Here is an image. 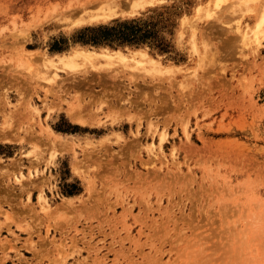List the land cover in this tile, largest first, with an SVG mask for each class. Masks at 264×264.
Instances as JSON below:
<instances>
[{"label": "rangeland", "instance_id": "obj_1", "mask_svg": "<svg viewBox=\"0 0 264 264\" xmlns=\"http://www.w3.org/2000/svg\"><path fill=\"white\" fill-rule=\"evenodd\" d=\"M99 1H101V3ZM105 1L107 2L108 0H0V124L6 115L9 117V113L11 112V119L9 120L11 122V127L9 129V131H11V137L0 138V157L2 158L0 159V167L4 169L9 168L10 172V175L4 174L2 176L0 172V264H57L59 258L62 257L65 258V261L61 264H145L147 261L146 254L150 253L149 246L144 243L145 241L148 242L146 237L151 236L150 239H155L153 235H155V232L157 231V238H160L162 241H172L173 244L176 245L175 243L180 239L178 237L181 236L180 229L183 224H178L176 227V225L171 223L170 227L162 228L152 225V220L161 215L160 209L163 207L166 209L172 205L173 210H168L171 211L169 213H171L172 216H179L182 215L180 213L189 214L190 212L192 215L194 211L192 208L194 206L197 208L196 204H192V206L190 204L191 202L186 199L185 192L180 193L179 189L181 187H176L173 194H170V198L172 199L170 205L167 202L168 195L163 194L161 196L162 200L160 201L156 189H147L149 185H144L143 187L140 182L138 183V181L134 180L117 184L113 182V180L117 179L115 171H111L112 174L111 172L108 173L109 170L106 171L107 169L98 168L99 166L93 162V166L91 168L88 166L89 168H87L86 165H89L90 162L86 164L85 162L91 157L90 155H87V151L92 153V148L95 150L92 153L93 157L103 159L104 162L107 160V157L110 160L113 159V163L111 164L102 163V165L107 167L110 165V168L108 169H114L113 166L118 165L119 162H121V159L116 156L118 152L116 150H119L118 146H112L114 150L110 149L106 152L103 151L102 153L100 152L96 154L98 152V150L96 152V149L99 145L97 144V141L105 136L103 134L104 131L99 133L96 132L95 134L90 133L91 135L87 136L86 133L84 134L79 133V131L67 130V119L64 115L69 109V105L75 101L76 93H78V95H85V102H88L91 99L96 101L100 95L99 91L104 88L122 92L123 98L119 100L115 99V107L108 108L107 106H101L103 109L100 111V117H102L103 120L111 122L110 117H107L106 115H116L121 109L129 108L131 102L135 107L134 110L131 111V114L141 116V113L149 108L148 101L146 102L143 97L144 92H146L150 99H155L161 105L157 108L154 106L158 111L151 115V117L146 116L143 118L141 128L143 133L146 132L150 120L159 124L158 128L160 130L164 127L163 123L170 121L171 123L168 127V134L171 138L169 139V142L172 143L174 141L177 146L180 145L179 140L181 137H184V126L187 127V131L194 137L198 135L197 132H201L206 139L209 138V140L220 144L223 142L235 143L236 146L232 150H228L230 149L229 146L222 145L229 153L234 150L233 152L236 154V157H239L238 154L242 152L241 155L245 156L248 162L244 164L239 159L234 160L231 158H225L224 160L228 165L222 169V172L228 171L236 180L243 179L250 175V180L257 179L263 181L262 188L264 189V37L261 39L262 44L254 52L248 46L243 45V47V43L240 45V37L238 38L239 34L235 29L237 26L236 24L238 23L237 21L239 20L236 16L239 17V14L237 13V15L236 13H233L231 9L225 11V3L223 5L224 7L222 6L223 8L220 7L222 8V13L220 12L221 14H218L217 12L216 14V16L218 15V20L216 16L215 18L212 17L213 19L211 17L209 19L204 16L200 17V14L197 15L196 8L201 5L203 7L208 6V0H152L151 3H146L147 0H109L110 2H113L112 5L115 4L114 10L116 11V15L100 22L77 25L74 23L79 19H87L88 13L97 12L100 7L106 6L104 3ZM211 1L212 0L209 1V8L212 6ZM230 2L232 1L230 0L226 2V7L229 6ZM83 9L85 10L83 11ZM78 12L80 16L78 15ZM255 13L256 12L243 17V20L239 21L240 25L244 27L245 24L250 23L251 21V23H253ZM222 14L224 16H222ZM198 17L200 18L197 20L196 18ZM219 17L221 19L220 22H218ZM185 19L188 22H185ZM190 21L193 22L189 23ZM123 23H127L129 29H134L133 31L138 33V35L139 33L148 34L144 44L126 43L123 45V49H128V47L125 46L136 48L144 46L146 43V47L152 55L158 57L163 63H170L179 66L181 69H175L168 80H165V77H161L163 78V81L144 84L138 79L137 84L135 85L130 84L129 71H125V74L121 79L124 80L123 86L127 87L126 90H124L123 86H121V89L119 90L120 87H117V85L118 83H121L120 81L113 86L114 83L111 80H107L106 83L104 81L100 83V80L97 77H89L91 82H97L94 86L90 85L89 87V83H87L85 84V87L77 89L71 84H68L70 83L68 80L70 77L69 74L65 71H59L58 74L61 79L58 80L65 79L64 83L62 81L63 86L59 89L58 87L61 83L59 85H54V88H52L53 91L51 90V97L44 102L46 99L44 87L46 89V87H50V85L37 79L39 75L41 76L42 74L43 76L44 73L42 66L44 62L41 64L40 60L44 61L46 56L62 54L75 47L100 50L95 48L100 46L94 45L88 41L94 35L92 32H89V30L99 27H118ZM194 23H196L195 28H193L195 25ZM230 24H233L232 27ZM227 28H234V31L232 29L229 31ZM193 29H198L196 30L195 38L199 55L196 54L197 52L193 53L195 51L191 48ZM179 33L182 34V39H180ZM206 40L208 41L209 46L211 44V50L209 49V52L215 50L218 55L217 57L215 54V57L217 58L214 56L211 57L210 59L216 60H210L209 64V60L205 62L204 59H200L203 57L207 59V57L209 58L211 56L208 55L205 57L208 52H206V50L204 51L203 43ZM21 44H23V48L21 47ZM101 47H108L114 50L118 49L117 47L108 44ZM242 48L244 50L243 54ZM203 52L205 55H203ZM212 53L210 52V54ZM257 53L259 54L257 55ZM36 54L39 57L36 58ZM23 57L27 59L30 58L29 61L26 59V61L30 63L27 64V62H24V64L23 62H19L24 60ZM31 58L34 59L33 61L35 62H33ZM201 60L206 64H204L203 61L201 64ZM29 66L31 67L30 69L28 68ZM116 69L122 70L121 67H117ZM191 71H195V76H199L196 77L197 80L195 77V79H193L192 76L194 73L192 75ZM135 75L139 78L141 74L137 73ZM190 75L192 76L190 77ZM33 77V81H35V85L33 86L37 87L34 94L32 86L29 84L30 79ZM79 79L83 81L84 78L80 76ZM185 80H187L186 84H184ZM188 82L191 86L188 85ZM181 84L188 86L183 88L185 89L183 90ZM19 88L21 89L19 90ZM186 88L189 90L186 91ZM130 91H132L131 95H129ZM189 91L192 93L191 97L187 95L189 94ZM53 93H55L56 96H53ZM182 93L186 95L185 99L184 97L182 98V96H184ZM127 96H131L130 101L126 100ZM30 97L31 104L39 108V115L34 112L32 107L27 105ZM94 101L91 102L93 111L100 107L99 102H96L97 104H95ZM164 103L165 105H163ZM48 113L53 115V119L57 121L60 120L58 125L61 127H54V129H57V133L65 137L69 147H71L70 145L73 141L72 138L77 142V152L74 153L66 148L59 150L56 153L57 161L54 165V159L50 158V154L48 153V150H46L48 144L40 145L42 146V150L44 147V153L46 154H40V151H35L36 155L34 156L31 152L34 150V140H26L23 138L17 140L18 137L33 133L34 135H37L35 137L43 138V140L48 142V132L43 130L46 129L44 119L47 118ZM13 114L15 116H13ZM31 126L32 128L30 129L29 127ZM225 126H227V128ZM176 127L177 133H174ZM256 127L258 128V131ZM228 129H236L240 133L231 135L229 134ZM215 132H219L220 135H214ZM40 134L42 135L40 136ZM76 134L79 136L75 137ZM124 135L127 137L129 146L133 143L132 140L134 137L127 131ZM13 136L14 138H12ZM88 138H94L95 141L91 144L92 141ZM12 139L14 140L12 141ZM201 145V143L196 144L199 148ZM164 149L165 153L169 154L171 146H168L167 144ZM181 153L182 151H180V154ZM180 154H178V158L182 159L183 154ZM139 156H144L146 158V153L143 152ZM127 158L130 159L129 156H127ZM32 159L34 161L36 160V164L30 162ZM18 160H21V164H19ZM43 161L44 163L42 164ZM15 162L19 164L16 165L18 167L13 164ZM232 162L241 164L239 167H234L231 164ZM72 163H78V168L73 166ZM245 165L246 167H244ZM11 166H13L14 169L11 168ZM15 167L17 169H15ZM86 168L89 169L88 172L87 170L84 171ZM101 169L104 171H101ZM36 170H38V173L35 172ZM128 170L130 173L132 172V168H127L123 170L122 173L129 174ZM238 170H243L244 176L238 175ZM83 171L84 173H87L84 175ZM4 172L5 171H3V173ZM20 172H23L25 177H21L19 175ZM27 174H29V176ZM194 174L198 182L196 181L192 186L190 185L191 187L188 188L189 190L193 188L192 191H195L198 183L208 185L209 177H207V175L209 173H204L203 170L198 169ZM212 175L213 174L211 173L210 176ZM28 177L30 178L29 180ZM94 177L95 180L93 179ZM89 179L94 181L95 188L88 192L86 187L88 186ZM99 179L103 181H100ZM18 180H22V183L19 184ZM119 180L121 179L119 178ZM15 181L18 182L15 183ZM25 181H27V183ZM39 182L42 183L40 185L41 190L44 192L43 194H45L52 205V209H54V212H51L48 216L42 214L38 205V195L41 191L39 188ZM105 183H107V185H105ZM111 185H113V191L111 190ZM133 186L134 188L136 186L138 189L140 188L141 192L138 191L139 193L136 194L137 191L133 189ZM125 187H128V190H126ZM25 188L27 191H23ZM214 190L216 192H214ZM9 191L10 193H8ZM18 192L21 193V195ZM90 192H94V194ZM207 192L213 194V196H210L211 199L222 195L219 194V192L217 193L215 187H209ZM107 193L108 195L111 194V196L108 197ZM90 195L96 196V198L99 195V200L95 197L93 200L88 199ZM207 195L208 193L205 194V199ZM258 195L260 197H256L262 198L263 202L264 192H262V194L258 193ZM28 196H30L29 200L27 198ZM136 196L138 199H140L141 196V201L144 198H149L148 204L145 203L144 206L136 205L133 210L128 212L129 217L126 220L131 225L124 229L120 220L119 222L114 220L117 216L112 217L113 212H115L116 215L122 213L124 207H130L132 205ZM243 197L246 198L245 195ZM90 198L92 199V197ZM202 199H200L199 203L202 202ZM121 200L124 201L122 202ZM65 201H70V203L68 204ZM93 201L95 202L93 203ZM204 201L203 203L206 202ZM111 202L113 205L117 206L113 208L112 205L109 209L108 206H111ZM86 203H88L89 207L93 204L95 206L97 205V210L94 208V205L93 211L92 209L90 210L91 212L89 210H84L82 206ZM183 203L186 204V206L184 208L177 207V210L176 205L180 204L181 206ZM262 205V208H264V204ZM65 207H67V209ZM57 208L60 210L59 212L64 211L67 213L70 208V211L74 216L69 212L61 218L58 217L56 219V215L63 214L56 212ZM63 208H65V210ZM102 208L103 210H101ZM145 208L146 210L148 208L146 212L144 210ZM217 208L218 207L215 205L213 211H216ZM111 209H113V211ZM139 210H141L140 215H138ZM7 211L9 213H7ZM80 211L81 213L86 211V213L81 215ZM4 212L7 214L6 218H4ZM144 212L147 213V215L144 214ZM145 215L149 217L144 218L146 217ZM71 216L74 217L75 221H73ZM79 216L81 217L79 218ZM87 216L90 217L86 218ZM164 216H167L166 213H164ZM49 217L52 218L50 219ZM67 217L69 220L66 219ZM99 217L100 219H98ZM135 217L139 218L140 221L136 220ZM99 220H101V222ZM102 221L103 224H101ZM68 222L71 224L69 223L70 225L68 224L67 226ZM181 222L184 221L181 220ZM55 223L58 224V229L54 228L56 226ZM142 223L143 225H141ZM26 224L28 227H24ZM48 224L52 226L49 227ZM111 225H113V227ZM61 226L63 227L61 228ZM145 226L147 227L145 228ZM46 227L48 229L50 228L48 234L46 233ZM140 227L142 230L145 229V232L140 236V240H138V231L140 230ZM150 227L151 229H149ZM174 227L175 229H173ZM183 227H187V224ZM90 230H93V232L91 233ZM116 230L119 232H116ZM185 231V234H191V230L187 229ZM29 233L31 235H29ZM84 234L86 235L84 236ZM46 235L48 237H45ZM28 237H30V242H34L30 243L28 241L29 243H27L26 239ZM111 238L113 239L112 241ZM5 239L8 240L7 243H3L6 242ZM190 240L191 238L181 241L179 245L181 247L183 245H188L190 248ZM2 244H4V247ZM25 244L31 246L32 249L29 250V246H25ZM109 244L112 246L110 245L109 247ZM75 246H79L80 249H77ZM121 246H124V248H121ZM97 248L101 249H98L99 251L96 253ZM177 248L170 247L169 245L166 246V249L170 250L161 255L162 261L165 262L170 257L168 255L170 251H172L173 255L167 260L168 262H171L176 256H180L181 253L177 252ZM116 251L121 256H116ZM128 261H130V263ZM158 263L160 264V262ZM258 263L264 264V260Z\"/></svg>", "mask_w": 264, "mask_h": 264}, {"label": "bare ground", "instance_id": "obj_2", "mask_svg": "<svg viewBox=\"0 0 264 264\" xmlns=\"http://www.w3.org/2000/svg\"><path fill=\"white\" fill-rule=\"evenodd\" d=\"M209 1L210 0H208V6L203 7L201 5V6H198L196 8L197 15L200 14L201 15L200 17L204 16V17L210 19V17L215 18L217 12H218V14L220 12L222 13L221 10L224 6H225V8H224L225 11L231 9L233 13L239 14V17L236 16V18H239V20L237 21L238 23L236 24L237 25L236 28L235 27L234 28L237 30V32L239 34L238 38L240 37L239 38L241 41L240 45L243 43L242 46L245 45V46L250 47V49H252L253 52L260 47V45L262 44L261 39H262V37H264V0H231L232 2H230V4L228 3L229 4L228 7H226L227 6L226 2L230 1V0H212L211 1L212 2L211 8H209L210 7ZM99 2L101 3V1H99ZM151 2H152V0L146 1V3H151ZM104 3L106 6L100 7V9L97 12L88 13L87 19L84 17H83L84 19H79L81 17H79L80 15L78 12V15H79L78 19L79 20L75 21L74 23L77 25V24H84V23L100 22V21H103L105 19L111 18L112 16L116 15V11L114 10L115 4L112 5L113 2H110L109 0L107 2L105 1ZM104 3H103V5H104ZM224 3H225V5H224ZM125 5H126V3H125ZM117 6H118V4H117ZM220 7H222V8H220ZM84 10L85 9H83V11ZM213 10H214V12H213ZM254 12H256V13L254 14L255 19H254L253 23H251L252 22L251 21L250 23H247V24H245L244 27H242L240 25L239 21L243 20V17H245L246 15L251 14V13L253 14ZM217 16H216V18L218 20ZM222 16H224V15L222 14ZM222 16H220V17H222ZM200 17H198L196 19L198 20ZM220 17H219L218 22H220V20H221ZM204 20H205V18H204ZM193 21L196 22L195 20H193ZM193 21H190L189 23H192ZM185 22H188V21H186V19H185ZM194 24L195 25L193 28H195V26H196V23H194ZM222 24H223V22H222ZM233 24H230L231 27ZM190 27H192V26H190ZM234 28L233 29L231 28V29L234 31ZM227 29L229 31L231 30L230 28H227ZM196 30H198V29H193V32H192V39H191L192 47L191 48H193V50L195 51V52L192 51L193 53L197 52L196 54H198L199 50H197V41L195 38L196 32H197ZM179 34H180L179 35L180 39H182L181 38V37H183L182 34L181 33H179ZM180 39H179V41H180ZM116 43H118V42H116ZM142 44H144V43H142ZM22 45L23 44H21V47H22ZM84 45H86V44H84ZM104 45H107V44L101 43L100 45H98L100 47L92 46V47H95V48L100 49V50L87 49L85 47L84 48L75 47V48H71L70 50L67 49L68 52H64L62 54H56L54 56H46L44 61L40 60L41 64H42V62H44L42 65L43 69H44L43 70L44 73H43V76H42V74H41V76L38 74L40 77L38 76L37 79H39L40 81L46 82L48 85H50V87H46V89L44 87L45 98H46L44 100V102H46V100H48V98L51 97V95H52L51 90L53 91L52 88H54L53 87L54 85H59L61 83V85H59V87H58L59 89L62 88V86H63L62 81L64 83L65 79L63 78L62 80H58V79H61L60 75L58 74L59 71H65L67 74H69L70 77L68 78V80L70 81V83H68V82H66V83L71 84L73 87H75L77 89L85 87V84H87V83H89V85H88L89 87H90V85L94 86L95 84H97V82H95V83L91 82V79H89V77H92V78L97 77L100 80V83H102L103 81L106 83L107 80H111L114 83V84L112 83L113 86L118 81H120L121 83H118L119 86L117 85V87H120L119 88V90H120L121 86H123V81H124L121 79V77H123V75L125 74L124 73L125 71L126 72L129 71V74H130L129 75V80H130L129 82H130V84L135 85V84H137L138 79L141 80L144 84H150V83H154V82L163 81L162 80L163 78H161V77H165L164 79L168 80V79H170L169 77L175 71V69H179V70L181 69L179 66H175V65L170 64V63H163L158 57L152 55V53L146 47V43L144 46H140V47H136V48H129V46H125V47H128L127 50L123 49L124 44L122 46H120L119 44H111L113 47L118 48L115 50L110 49L108 47H101ZM210 46H211V44H210ZM210 46H209V43L207 40L203 43L204 51L206 50V52L209 53V54L206 53L205 57H207L208 55H211V56L209 58L207 57V59H205L204 57L200 58V59H204L205 62L207 60H209L208 64L210 63V60H212L210 58L213 56L215 57V54H216L215 50H214L215 53H214V51H210L211 53L213 52L214 54L213 53L210 54V52H209V49L211 50ZM212 50H213V48H212ZM242 51H243L242 52V54H243L244 53L243 48H242ZM258 54L259 53H257V55ZM203 55H205V53ZM255 56H256V54H255ZM37 57H39V56L37 55L36 58ZM217 57H218V55H217ZM217 57H215V58H217ZM215 58H213V59H215ZM26 59L27 58H24L23 61L21 60L19 62H23V63L25 62L26 63L27 62ZM29 59H27V60L29 61ZM33 60L34 59H32V61ZM215 60H212V61H215ZM202 61L203 60L200 61L201 64H202ZM212 61H211V63H212ZM33 62H35V61H33ZM205 62L203 61L204 64H206ZM28 63H30V62H27V64ZM204 64H203V66H204ZM254 65H255V63H254ZM30 66L28 67L29 69L31 68ZM203 66H202V68H203ZM117 67H121L122 70L116 69ZM137 73L141 74L139 76V78L137 77V75H135ZM193 73H194V75H193ZM36 74H37V72H36ZM191 74L193 76L190 75V77L192 76L193 79H195L198 76V75L195 76V71L192 72ZM80 76H82L84 78L83 81H81L79 79ZM166 76H167V78H166ZM33 79H34V77L30 79V82L29 81L28 82L32 86V91L34 94L36 92L37 87L33 86V85H35V81H33ZM193 79H191V80H193ZM196 80H197V78H196ZM186 81L187 80H185L184 84H186ZM15 82H16V80H15ZM183 85L181 84L182 89L185 88L186 86H188L189 82H188V85H186V86L185 85L183 86ZM189 86H191V85H189ZM123 88H124V90L127 89L126 86H123ZM187 88H186V91L189 90ZM20 89L21 88H19V90ZM183 90H185V89H183ZM183 90H182V92H183ZM99 92H100V95L98 96V99L96 101L91 99L88 102H85V100H86L85 95H78V93H76L75 101L71 105H69V109L66 111V113L64 115L67 119V122H66L67 123L66 124L67 130L79 131V133H84V134L86 133L87 136L91 135L90 133L95 134L96 132L99 133V132L104 131L103 134L105 136L100 138L99 141H97V144H99V145L97 146L96 152H97V150H98V152L96 154H98L100 152L102 153L103 151L106 152L107 150H110V149L114 150V148L112 146H118L119 150H116V151H118L116 156L121 159V162H119L118 165L113 166L114 169H112V170L108 169V168H110L109 167L110 165L107 167V166L102 165V163L111 164V163H113V159L110 160L106 156L107 160L104 162L103 159L93 157L92 153L95 150H94V148H92L93 149L92 153H89V151H87L88 152L87 155L91 156L87 159V162H85V164L90 162L89 165L88 164L86 165L87 168H89V167L91 168L93 166L92 165V162H93L99 166V167L97 166L98 168L107 169L106 171L109 170L108 173H110L111 171H115L117 179L116 180L112 179V180L114 183H117V184H122L123 182L129 181V180H134V181H138V183L140 182V184H142L143 187H144V185H149V187H147V189L148 188H151L152 190L156 189L157 195L159 196L160 201L162 200L161 196L163 194L168 195L167 202L169 204L172 203V199L170 198V194H173V191L175 190L176 187H178V188L181 187L179 189L180 193L185 192L184 194L186 196V199L191 202L190 204L191 205L196 204V206H197V208H195V206L193 208L190 206L192 209H194L192 215L190 212L189 214L180 213L182 215L172 216L171 213H169L171 211H168V210H171L173 208L172 205L170 204L171 207H167L166 209H164V207H163L160 209L161 215H159L157 218L152 217V218H154L153 220L151 219L152 225L160 227V228L170 227L171 223H173V225H176V227L178 224H183V225L181 226L182 228L180 229V235L181 236L178 237L180 239L177 240V242L175 243L176 245H174L172 241H162L160 238H157V235H158L157 231L156 232L153 231V232H155V235L151 234L155 237V239H150L151 236L146 237V240H148V242L145 241L144 243H146L149 246V252L150 253L146 254V257H147L146 260L147 261L145 262V264H149V263L159 264L158 262H160V264H257L258 262H261L262 260H264V208H262L263 207L262 204H264V201L262 202V198L256 197V196H259L258 193L262 194V192H264V189L262 188L263 187V181L257 180V179L250 180V178H251L250 175L244 177L243 179H237L236 180L229 174L228 171L222 172V169L228 165V164H226V162L224 160L225 158H231L234 160L239 159L244 164H246L248 162L246 157L241 155L242 152H240V154H238L239 157H236V154H234V152H233L234 150L229 153L223 147V145L229 146L230 149H228V150H232L236 146L235 143L223 142L220 144L218 142L209 140V138L206 139L204 137V134H202L201 132H199V133L197 132L198 135L196 137H194V136H192V134L190 132L187 131V129H186L187 127L184 126L183 127L184 137H181V139L179 140L180 145L177 146L176 142H174V141L172 143L169 142V139L171 138L168 134V129H169L168 127L170 126V123H171L170 121L163 123L164 127L160 130L158 128L159 124H157L156 122H152L150 120L148 123V127H147L146 132L143 133L141 130L143 118H145L146 116L151 117V115L155 114L158 111L156 108L161 105L155 99H150L146 92H144L143 97H144L146 102L148 101L149 108L146 111H143V113H141V116H135L134 114H131V111H133L135 108L131 102L130 103L131 105L129 108L121 109L120 111L117 112L116 115H112V114L106 115L107 117H110L111 122L103 120V118L100 117V111H101V109H103L102 107L103 106H107L108 108L115 107L116 106L115 99H118V100L122 99L123 94H122V92H118L115 90H108L106 88L100 90ZM190 92L191 91H189V94H187L186 92H184V93H186L187 95H189V97H191L192 93H190ZM131 93H132V91H130L129 95H131ZM184 93H182V95H184V96H182V98L184 97V99H185L186 95ZM53 96H56L55 93H53ZM95 96H97V95H95ZM30 100H31V97L28 100L27 105H29V107H32L34 112H36V114L39 115V113H40L39 108L36 106H33L31 104ZM126 100L130 101L131 96H127ZM93 101L95 104H97L96 102H99V105H100V107L97 108L95 111H93L92 105H91V102H93ZM3 103H2V105H3ZM163 105H165V103ZM18 112H19V110H18ZM13 116H15V115L13 114ZM53 118H54L53 115H51V113H48L47 118L44 119L46 129L42 128L43 130H46L48 132L47 133L48 137H49L48 142L43 140V138L35 137L37 135L36 134L34 135L33 133H29L25 136L18 137V139L16 137L15 138L17 140H19V138H23L26 140H31V139L34 140L35 141L33 143V145H34L33 149L34 150L31 151L34 156L36 155L35 151H40V154H46V153H44V147L42 150V146H40V145L48 144V147H46L47 149L46 148L45 149L48 150V153L50 154V158L54 159V161H53V165H54V164H56V161H57L56 160V156H57L56 153L59 150H62L65 148L68 149L69 151L74 152V153L77 152L76 151V146H77L76 143L77 142H75L74 138H72L73 141H72V144L70 145L71 147H69L68 142L66 141L65 137L58 134L57 129H54V127L55 128L61 127L60 125H58L60 120L57 121ZM10 119H11V112L9 113V117H8V115H6L4 120L2 121V123L0 124V126H1L0 127V138H4V137H8V136L11 137V135H10L11 131H9V129L11 127V122L9 121ZM149 119H151V118H149ZM178 120H181V119H178ZM123 121H125V122H123ZM258 126H259V124H258ZM225 127L227 128V126H225ZM29 128L31 129L32 126ZM29 128H28V130L30 131ZM228 130H229V134H231V135H235L237 133H240L236 129H228ZM126 131L134 137L132 140L133 143H131L129 146H128V142H127V137L124 135V133ZM257 131H258V128H257ZM108 133H111V134H108ZM174 133H177V127L174 129ZM41 135L42 134H40V136ZM214 135L217 136V135H220V133L215 132ZM77 136H79V135L76 134L75 137H77ZM12 138H14V136ZM88 139L90 141H92L91 144L95 141L94 138H88ZM13 140L14 139H12V141ZM197 143L202 144L200 148L196 146ZM167 144H168V146H171L169 154H166L165 149H164ZM42 151H43V153H42ZM180 151H182L181 154H183L182 159L178 158V154H180ZM143 152L146 153V158L144 156H139ZM85 155H86V153H85ZM127 156H129L130 159H128ZM41 157H42V155H41ZM43 157H45V156H43ZM0 159H2V158L0 157ZM18 161H19V164H21L20 163L21 160H18ZM17 162H15L13 164H15V166L19 165V164H17ZM30 162L35 163L36 160L34 161L32 159ZM31 163H30V165H31ZM43 163H44V161L42 162V164ZM231 164L234 167H239V165L241 163L239 164L236 162H232ZM34 166H36V165H34ZM73 166L78 168L79 164L74 163ZM16 167H18V166H16ZM16 167H15V169H17ZM244 167H246V165ZM255 167H256V165H255ZM11 168H13V166H11ZM87 168L85 170L84 169H82V170H84V171L87 170V172H88L89 169H87ZM127 168H132V172L130 173V171L128 170L129 174L122 173V171L127 169ZM3 169L4 168L0 167L1 176L4 174L10 175L9 168L8 169L6 168L4 170ZM34 169H35V167H34ZM102 169H101V171H104ZM198 169L203 170L204 173H209L207 175V177H209V183H208V185L203 184V183H198L197 189L195 191H192L193 188H191V190H189L188 188L191 187L197 181L194 173ZM3 171H5V172L3 173ZM84 171H83V173H84ZM28 172H29V170H28ZM35 172L38 173V170H36ZM75 172H76V170H75ZM87 172H85V173H87ZM85 173H84V175H85ZM211 173L213 174L212 176H210ZM237 173H238V175L244 176L243 170L242 171L238 170ZM30 174H31V171H30ZM111 174H112V172H111ZM19 175L21 177H25V174L23 172H20ZM27 175L29 176V174H27ZM3 177H5V176H3ZM119 178L121 180H119ZM22 179H24V178H22ZM29 179L30 178L28 177V180ZM93 179L95 180V177ZM18 181H15V183L16 182H18L19 184L22 183L21 182L22 180H18ZM30 181H28V182H30ZM100 181H103V180H100ZM25 182L27 183V181H25ZM107 183H105V185H107ZM40 184H42V183L39 182V185ZM24 185H25V183H24ZM113 185L110 186L112 191H113V189H112ZM8 186H9V184H8ZM114 187H116V186H114ZM209 187H215L217 190V193L219 192V194H222V195L220 197L218 196L217 198L211 199L210 196H213V194L207 192ZM39 188L41 190V185ZM86 188L88 189V192L94 190V188H95L94 181L89 179V183H88V186ZM11 189H12V186H11ZM125 189L128 190V187H125ZM133 189L135 191H137V193L135 192L136 194H138L139 193L138 191L141 190L140 188L138 189L137 186L135 188L133 186ZM166 190H167V192H166ZM10 191L13 192L12 190H10ZM10 191L8 193H10ZM23 191H27L26 188ZM29 191H30V188H29ZM112 191H111V193H112ZM214 192H216V191L214 190ZM43 193H44L43 190H41L39 192L38 205H39V208H40V211L42 212V214L45 216H48L51 212H54V209H52V205L50 204L49 200L47 199V197ZM90 193H92V192H90ZM206 193H208V195L205 199ZM19 194L21 195V193H19ZM92 194H94V192ZM88 195H89V193H88ZM107 195H108V193H107ZM177 195H179V194H177ZM244 195L246 196V198L243 197ZM98 196L96 198V196L90 195V197H92V199L88 196L87 197H88V199L93 200L94 197L96 199H98ZM110 196H111V194L108 195V197H110ZM27 198L29 200L30 196H28ZM141 199H142L141 196H140V199H138V197L136 196V198L132 202V205L130 204L131 205L130 207H127V206L124 207L123 212L120 213L119 215H116V213L113 212L112 217L117 216L114 218V220L118 221V222L120 220L124 229L131 225L126 220L129 217L128 212L130 210H133V208L136 205H138V206L143 205L144 206L145 203L148 204L149 198H144L142 201H141ZM200 199H202L201 203H199ZM121 201L123 202L124 200H121ZM203 201L205 203H203ZM94 202L95 201H93V203ZM112 202H111V206H108L109 209L113 205ZM178 202H179V200H178ZM66 203L69 204L70 201L66 202ZM88 203H89V201H88ZM88 203H86V204H84V206H82V208L84 210L90 211L92 209V211H93L94 208L95 209L98 208V206L96 205L97 206L96 207L94 204H93L95 206L94 208H93V205L89 207ZM96 204H97V202H96ZM106 205H107V201H106ZM159 205H160V203H159ZM215 205L218 208L216 211H213ZM115 206H117V205H113V208ZM185 206H186V204H184V203L181 206H180V204H177L176 209L178 210V208H184ZM25 208H26V206H25ZM31 208H33V207H31ZM58 208L56 209V212L60 211V210H58ZM65 208L67 209V207H65ZM65 208H63V209L65 210ZM75 208H76V206H75ZM109 209H107V210H109ZM121 209H122V207H121ZM101 210H103V208ZM111 210L113 211V209H111ZM144 210L146 212L148 210V208H147V210H146V208ZM86 211L85 212L82 211V212L86 213ZM2 212H3V210H2ZM69 212L71 213L70 208H69L68 213ZM138 212H139L138 215H140L141 210H139ZM145 212H144V214L147 215V213H145ZM4 213H5V215L3 214L4 218H6L7 214H6V212H4ZM7 213H9V212L7 211ZM59 213H63V214H60V215L58 214V216L56 215V217H55L56 219L58 217L61 218L63 215L68 214L67 212H64V211L59 212ZM83 213H81V211H80L81 215ZM164 213H166L167 216H164ZM105 214H106V212H105ZM71 215H72V213H71ZM72 216H74V215H72ZM135 216L137 217L136 214H135ZM52 217H54V216H52ZM52 217H49V218L51 219ZM68 217H69V215H68ZM68 217L66 219H68ZM71 217H70V219H71ZM80 217L81 216H79V218ZM88 217H90V216H87L86 218H88ZM148 217L149 216H146L144 218H148ZM72 218H73V221H75L74 217H72ZM95 219H97V218H95ZM98 219H100V217ZM136 220H139V218H136ZM181 220H183L184 222H181ZM62 221H63V219H62ZM99 221L101 222V220H99ZM69 223L70 222L67 223V226ZM27 224L24 227H28ZM101 224H103V221ZM186 224H187V227H183ZM57 225L58 224H56V226ZM141 225H143V223ZM5 226H7V225H5ZM18 226H20V225H18ZM48 226L51 227L52 225L48 224ZM56 226L54 228L58 229V226L57 227ZM111 226L113 227V225H111ZM62 227L63 226H61V228ZM146 227L147 226H145V228ZM98 228H102V227H98ZM25 229H24V231H25ZM49 229L48 228L46 229L47 234L49 233ZM149 229H151V227ZM173 229H175V227ZM187 229L191 230V234H188V233L185 234V232H186L185 230H187ZM144 230H142L141 227H140L139 231L137 230L138 234H139L138 240H140V236L144 234V232H145ZM90 232L92 233L93 230L92 231L90 230ZM116 232H119V231L116 230ZM183 232H184V234H183ZM29 235H31V234L29 233ZM85 235L86 234H84V236ZM182 235H183V238H182ZM45 237H48V236L46 235ZM188 238H191L190 248L188 245H183L181 247L179 245V243H181V241L187 240ZM53 239H55V238H53ZM90 239H92V238H90ZM29 240H30V237H28L26 239L27 243H29L31 241V240L30 241ZM112 240L113 239L111 238V241ZM7 241L8 240H6V242H3V243H7ZM135 241H133V242H135ZM32 242H34V241H32ZM32 242H30V243H32ZM51 243H52V241H51ZM2 245L4 247V244H2ZM26 245L29 246L28 244H25V246ZM110 245L111 244H109V247H110ZM168 245L170 247H176V248L178 247L177 252L181 253V255L178 257L176 256L171 262H168L167 260L173 255L172 251H170L168 253V255L170 257L165 262H163L161 255L170 250V249H166V246H168ZM138 247H139V244H138ZM76 248L78 249L79 246H77ZM121 248H124V246H121ZM31 249H32L31 246H29V250H31ZM98 249L99 248H97L96 253L101 248L99 250ZM90 250H93V249H90ZM118 250H119V248H118ZM116 253H117V254H115L116 256L119 255V253L117 251H116ZM119 256H121V255H119ZM97 260H96V262H97ZM64 261H65L64 257L59 258V262L57 261L58 262L57 264H61ZM128 262L130 263V261H128ZM138 263H140V262H138ZM140 264H142V263H140Z\"/></svg>", "mask_w": 264, "mask_h": 264}, {"label": "trees", "instance_id": "obj_3", "mask_svg": "<svg viewBox=\"0 0 264 264\" xmlns=\"http://www.w3.org/2000/svg\"><path fill=\"white\" fill-rule=\"evenodd\" d=\"M133 30L134 29H129L127 23H123L118 27H112V28L111 27L94 28L89 30V32H92L94 35L88 41L94 45H100L102 43L108 45L119 44L120 46L128 42L129 43L132 42L131 44L144 43L146 41L148 34L139 33L138 35V33H136Z\"/></svg>", "mask_w": 264, "mask_h": 264}]
</instances>
